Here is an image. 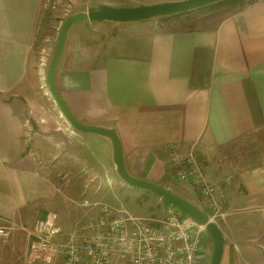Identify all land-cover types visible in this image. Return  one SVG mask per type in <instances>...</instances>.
<instances>
[{
	"label": "crops",
	"instance_id": "1",
	"mask_svg": "<svg viewBox=\"0 0 264 264\" xmlns=\"http://www.w3.org/2000/svg\"><path fill=\"white\" fill-rule=\"evenodd\" d=\"M44 1L0 0V226L15 227L0 240V264H28L30 238L17 230H31L49 212L62 227L57 241L83 243L101 220H136L129 231L136 223L159 226L169 207L122 182L107 138L80 136L66 120V150L56 149L48 162L46 152L31 150L36 139L28 124L42 134L48 105L34 49ZM74 2L73 15L106 5ZM220 11L227 15L77 22L55 86L79 123L116 132L130 176L168 188L209 215L198 185L178 181L170 164L172 147L182 157L193 154L205 182L223 190L224 216L215 221L224 238L220 264H264V0L207 12ZM119 181L160 202L143 218L119 210L120 201L107 205L105 194L125 189ZM202 236L210 262L209 235Z\"/></svg>",
	"mask_w": 264,
	"mask_h": 264
},
{
	"label": "built area",
	"instance_id": "2",
	"mask_svg": "<svg viewBox=\"0 0 264 264\" xmlns=\"http://www.w3.org/2000/svg\"><path fill=\"white\" fill-rule=\"evenodd\" d=\"M177 180L198 185L199 195L210 201V220L224 216L223 190L210 186L202 176L195 156H180L177 147L170 149ZM136 220L118 215L91 226L94 236L83 243L73 239L59 242L62 227L55 213L49 212L35 221L31 230H24L30 238L28 264H209L202 254L201 240L205 230L169 204L167 216L155 225L136 223L128 230V223ZM162 224V225H161ZM161 225V226H160ZM14 226H0V240L9 238Z\"/></svg>",
	"mask_w": 264,
	"mask_h": 264
},
{
	"label": "water",
	"instance_id": "3",
	"mask_svg": "<svg viewBox=\"0 0 264 264\" xmlns=\"http://www.w3.org/2000/svg\"><path fill=\"white\" fill-rule=\"evenodd\" d=\"M220 1L222 0H185L182 2L161 3L134 8H112L101 5L95 10L75 14L69 17L60 29L57 44L46 75L50 95L69 125L77 132L95 134L107 138L110 141L113 149L112 162L116 174L126 185L152 193L162 199L165 203L175 206L206 231L212 240V254L209 264H220L223 252L224 238L217 224L210 220L208 214L198 209L194 204L174 195L170 189L130 176L124 167L122 147L116 132L114 130L100 127L85 126L79 123L70 113L56 89L55 73L62 55L68 30L77 22H140L194 11Z\"/></svg>",
	"mask_w": 264,
	"mask_h": 264
},
{
	"label": "rangeland",
	"instance_id": "4",
	"mask_svg": "<svg viewBox=\"0 0 264 264\" xmlns=\"http://www.w3.org/2000/svg\"><path fill=\"white\" fill-rule=\"evenodd\" d=\"M182 1L185 0H104V3H106V5L104 6H108L112 8H134L139 6H151L161 3L182 2ZM74 3H75L74 0H45L42 3V7L40 8V12H39L38 26L34 39V49L35 52L40 51V84L45 94V102L48 104V105H44L45 107L44 113H46L44 124L46 125V127L44 128L43 133L40 134L39 129L36 127V123L30 122L28 126L29 128H31L30 132L31 134H33L32 136H34L36 139L33 145H30V148L34 152H39V154H41V152H46V154L42 156L44 162H48V160L52 159V157H50L49 154L56 153V149H60L61 151L66 150L67 149L66 142H68L69 140V138H67L68 134L63 133V128L61 126L62 123L64 125V120L66 119L63 117V115H60L58 111L59 108L53 102V98L51 97L48 89L46 75L54 49L57 44L60 29L64 24V22L69 17L73 16L72 13L74 11ZM98 6L93 7V9L91 10H95ZM203 14L206 15L212 14L214 15L215 19L227 15V13H222L221 11L218 13H210L207 11H195L187 14L186 18H189L187 20L190 19L193 20L197 17L200 18L199 16ZM49 127L51 129H48ZM50 132H54V135H52ZM80 136H95V135L81 133ZM38 141H40V143H38ZM62 142H65V144H62ZM81 154L83 155L84 153L81 152ZM120 184L123 183L120 182ZM124 186H125L124 190H118L117 193H113V194L109 193L104 195V200L106 199L107 205H113L118 203V201H120L121 206H119L118 208L119 210H125L130 216H132L133 214V215H137L138 217L139 216L142 217V215H144L145 210H149L152 206H154L155 208L156 201L160 202L155 197H149V199H144L142 198L141 196L142 194L139 193V191H136L135 189H130L129 187H126V185ZM139 208L140 211L138 210ZM17 231H20L22 232V234L23 233L25 234V232L22 230H17ZM205 234L207 235L206 231ZM206 239L208 242L207 247L209 245L211 251L212 241L210 240L209 237Z\"/></svg>",
	"mask_w": 264,
	"mask_h": 264
},
{
	"label": "trees",
	"instance_id": "5",
	"mask_svg": "<svg viewBox=\"0 0 264 264\" xmlns=\"http://www.w3.org/2000/svg\"><path fill=\"white\" fill-rule=\"evenodd\" d=\"M257 1L258 0H222L220 2L199 8L197 10L186 12V13H181L177 15H187L195 11H218L221 9H230V8H236V7L242 8L247 5L253 4Z\"/></svg>",
	"mask_w": 264,
	"mask_h": 264
}]
</instances>
